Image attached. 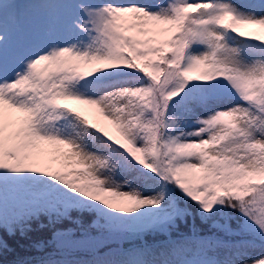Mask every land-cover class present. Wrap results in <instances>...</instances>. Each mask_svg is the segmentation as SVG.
<instances>
[{
	"label": "snow or ice",
	"instance_id": "1",
	"mask_svg": "<svg viewBox=\"0 0 264 264\" xmlns=\"http://www.w3.org/2000/svg\"><path fill=\"white\" fill-rule=\"evenodd\" d=\"M0 264H264V0H0Z\"/></svg>",
	"mask_w": 264,
	"mask_h": 264
}]
</instances>
